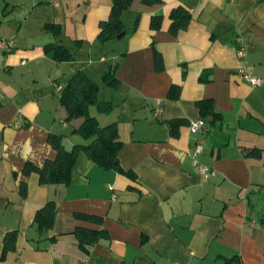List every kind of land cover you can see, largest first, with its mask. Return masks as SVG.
Here are the masks:
<instances>
[{"label": "crops", "instance_id": "0c3cea01", "mask_svg": "<svg viewBox=\"0 0 264 264\" xmlns=\"http://www.w3.org/2000/svg\"><path fill=\"white\" fill-rule=\"evenodd\" d=\"M175 7L188 19L174 28ZM110 9L0 0V38L14 43L0 49V264H264V0H132L123 34L101 40ZM77 71L107 86L98 97L111 108L87 114L116 125L121 171L80 150L67 183H40L24 165L54 158L50 134L67 150L95 138L59 99ZM201 100L217 116L202 115ZM48 202L44 226L35 216ZM87 230L98 236L82 248Z\"/></svg>", "mask_w": 264, "mask_h": 264}, {"label": "trees", "instance_id": "16d2710c", "mask_svg": "<svg viewBox=\"0 0 264 264\" xmlns=\"http://www.w3.org/2000/svg\"><path fill=\"white\" fill-rule=\"evenodd\" d=\"M132 0H111V9L106 20L100 21V31L98 37L101 40L112 38L116 33L125 29L124 21L121 18L123 11L127 10ZM146 3H151L156 0H142ZM170 17L173 19L174 28L176 24L182 26L188 19V15L181 7H175L170 12ZM160 15H152L149 26L157 28L160 23ZM178 18V21H177ZM177 21V22H176ZM63 52H55L54 57L59 59L63 57ZM68 57V55H66ZM103 79L107 85H114L115 81L111 79V71L103 74ZM99 86L92 81L83 71H77L72 75L68 82L63 86L60 93V101L66 107L68 118L83 116V123L77 129L84 137L91 135L95 138L88 144H76L71 149L67 150L61 143V135L50 134L49 142L54 147L56 154L54 158L47 159L42 166H36L30 162L25 163L24 171H35L39 175L40 183L65 182L70 180L71 171L74 165V160L78 151L82 150L96 164L103 168H112L121 171L118 165L117 152L121 145L118 131L114 123L105 126H99L94 117L87 114V106L96 104L99 110L107 111L111 108V102L98 97ZM202 115L212 114L217 116L211 106L207 103L197 101ZM133 173L130 172V175ZM43 212V213H42ZM44 226H49L54 215V206L51 202L36 213L35 219L39 215H44ZM79 244L83 248L84 243H89L95 240L98 236L96 232L87 230L81 235L78 233ZM84 239V240H83Z\"/></svg>", "mask_w": 264, "mask_h": 264}, {"label": "built area", "instance_id": "2783aa9c", "mask_svg": "<svg viewBox=\"0 0 264 264\" xmlns=\"http://www.w3.org/2000/svg\"><path fill=\"white\" fill-rule=\"evenodd\" d=\"M13 45H14V43H13L12 39L0 38V49H2L4 51H9L13 48ZM238 53L240 55H243V48L242 47H240L238 49ZM237 74L240 78H242L243 80L248 82L250 85H258L262 81L261 77L256 76V75H252V74L246 72L245 69H243V68H239L237 71ZM155 113H158V111L156 110ZM18 123H19V120L16 118L14 121V125L17 126ZM201 123H202L201 119L190 121V131H192V132L195 131ZM201 148H202V144L199 141L194 146V152L195 153L199 152L201 150ZM193 163L194 164L197 163V160L194 159ZM198 169L204 178H207V177L214 174L212 169H210L209 167H207L205 165H198ZM174 264H177V263H174Z\"/></svg>", "mask_w": 264, "mask_h": 264}, {"label": "rangeland", "instance_id": "374dc122", "mask_svg": "<svg viewBox=\"0 0 264 264\" xmlns=\"http://www.w3.org/2000/svg\"><path fill=\"white\" fill-rule=\"evenodd\" d=\"M93 80L97 83V85H99V88L101 91H103L104 89H107V86L103 82L101 83L99 79L94 78Z\"/></svg>", "mask_w": 264, "mask_h": 264}, {"label": "water", "instance_id": "95a60500", "mask_svg": "<svg viewBox=\"0 0 264 264\" xmlns=\"http://www.w3.org/2000/svg\"><path fill=\"white\" fill-rule=\"evenodd\" d=\"M123 32H124V31H121L120 33H118V34L116 35V37H120V36L123 34Z\"/></svg>", "mask_w": 264, "mask_h": 264}]
</instances>
